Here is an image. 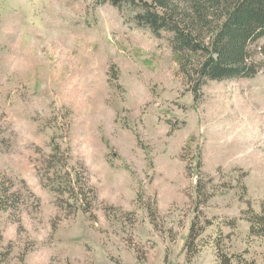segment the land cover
<instances>
[{
  "label": "rangeland",
  "instance_id": "rangeland-1",
  "mask_svg": "<svg viewBox=\"0 0 264 264\" xmlns=\"http://www.w3.org/2000/svg\"><path fill=\"white\" fill-rule=\"evenodd\" d=\"M140 13L0 0V264H218L219 238L264 264L247 221L264 203V68L195 100Z\"/></svg>",
  "mask_w": 264,
  "mask_h": 264
},
{
  "label": "trees",
  "instance_id": "trees-1",
  "mask_svg": "<svg viewBox=\"0 0 264 264\" xmlns=\"http://www.w3.org/2000/svg\"><path fill=\"white\" fill-rule=\"evenodd\" d=\"M98 2H111L117 6L129 5L141 12L140 19L153 32L159 35L163 32L170 34L171 47L180 58L181 71L189 81L195 100L200 98L202 87L208 80L251 78L264 68V64L257 59L259 54L264 56V0ZM259 42L263 44L256 51L252 47ZM63 167H66V163ZM68 184L65 189H71L84 205L86 197H82V192L88 183L77 179L73 184L70 179ZM91 190L94 191L93 188ZM53 191L60 192V185ZM7 192H1L0 211L10 208L11 196L8 197ZM247 221L250 235L264 238V203L259 213L249 211ZM205 228L206 226L197 228L196 221L192 223L187 248L190 244H195ZM216 252L218 264H257L255 259L248 258L247 251L240 254L226 252L222 238L216 241ZM188 254L192 255L189 252Z\"/></svg>",
  "mask_w": 264,
  "mask_h": 264
}]
</instances>
